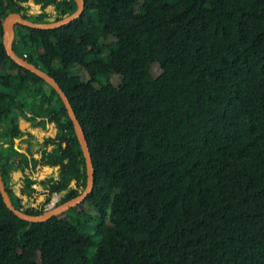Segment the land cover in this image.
<instances>
[{
  "label": "trees",
  "instance_id": "16d2710c",
  "mask_svg": "<svg viewBox=\"0 0 264 264\" xmlns=\"http://www.w3.org/2000/svg\"><path fill=\"white\" fill-rule=\"evenodd\" d=\"M51 4L58 19L76 8L74 0H0V174L28 214L86 185L61 98L2 40L7 14L46 23ZM12 48L66 94L93 187L38 222L16 216L0 194V264H264V0H84L81 15L58 27L17 24ZM27 114L56 128L40 159L30 134L22 138ZM37 164L58 176L40 181L48 191L40 207L24 206L35 181L26 179L20 196L11 181Z\"/></svg>",
  "mask_w": 264,
  "mask_h": 264
},
{
  "label": "water",
  "instance_id": "95a60500",
  "mask_svg": "<svg viewBox=\"0 0 264 264\" xmlns=\"http://www.w3.org/2000/svg\"><path fill=\"white\" fill-rule=\"evenodd\" d=\"M77 4L76 10H74L71 14H67L64 17L60 19H56L55 21H49L46 23L41 22H35L33 20H30L28 18H23L20 13L18 12H12L7 14L2 21V29H3V44L6 50L7 55L18 65L30 70L31 72L35 73L39 77H41L47 84H49L54 90L58 93L59 97L61 98L64 107L66 108V111L72 121L73 128L76 134V137L78 139L81 151L84 156L85 160V166H86V185L84 189L76 196L56 205L53 206L45 211H43L40 214H28L20 209H17L8 194V192L5 189L4 183L2 181V177L0 174V194L3 199V202L5 203L6 207L11 210L16 216L19 218L28 221V222H38V221H45L49 219L50 217L60 214L70 207H73L80 203L83 199L86 198V196L90 193L93 187V163L89 151V147L87 144V140L85 138L84 132L82 130V127L75 115V112L66 96L62 88L59 86L57 81L50 76L45 71L41 70L38 66L34 65L33 63L28 62L24 58L18 56L13 48H12V40L13 36L15 34V26L17 24L26 25L33 28H54L58 27L60 25H63L65 23H68L72 21L73 19L79 17L84 9V0H75Z\"/></svg>",
  "mask_w": 264,
  "mask_h": 264
},
{
  "label": "crops",
  "instance_id": "0c3cea01",
  "mask_svg": "<svg viewBox=\"0 0 264 264\" xmlns=\"http://www.w3.org/2000/svg\"><path fill=\"white\" fill-rule=\"evenodd\" d=\"M76 8H77V4H76ZM76 8H75V10H76ZM45 11L48 13V17H47L48 22L49 21H55L56 19L59 18V14L56 12L54 4L49 5L45 9ZM39 12H40V10L37 8H30L27 11V14H36ZM13 38H14V36H13ZM28 116H29V114H27V116L23 115V116L19 117V127L22 131L25 132V134L22 136V138L27 137V135H26L27 133L30 134V141L33 144L31 146V149L34 152V156L36 158L40 159L41 149L43 148L41 143H42L43 139L47 138V137L54 136L56 134V128L54 126V123L49 122L47 119L37 118L35 120L37 123L33 124L32 123L33 120L31 118H28ZM17 141L18 140H16V142ZM50 148H51V146L47 147V149H50ZM49 176L57 177L58 176V168L57 167H50L48 165L37 164V166L34 169L32 167L25 168L24 170L19 169L17 172H15V174L13 176V179L11 181V188L13 190V193L16 196H20L21 189L25 183V180L26 179H32L35 181L31 185L35 190V196L34 197L36 198V196H39V195L40 196L47 195L48 191L42 187V185L40 184V181L49 177ZM70 185L73 186L74 183L72 182ZM35 198L28 196V195H24V196H22V201H26L28 199L33 200Z\"/></svg>",
  "mask_w": 264,
  "mask_h": 264
},
{
  "label": "rangeland",
  "instance_id": "374dc122",
  "mask_svg": "<svg viewBox=\"0 0 264 264\" xmlns=\"http://www.w3.org/2000/svg\"><path fill=\"white\" fill-rule=\"evenodd\" d=\"M45 197L46 195H42V196H36V200L35 199H28L26 201H22V204H24V206H34V207H37V206H41L45 200ZM59 198V194L58 193H54L52 196H51V199L49 201V203L45 204V210L53 207V204L57 201V199ZM56 200V201H55Z\"/></svg>",
  "mask_w": 264,
  "mask_h": 264
},
{
  "label": "built area",
  "instance_id": "2783aa9c",
  "mask_svg": "<svg viewBox=\"0 0 264 264\" xmlns=\"http://www.w3.org/2000/svg\"><path fill=\"white\" fill-rule=\"evenodd\" d=\"M56 201V200H55Z\"/></svg>",
  "mask_w": 264,
  "mask_h": 264
}]
</instances>
